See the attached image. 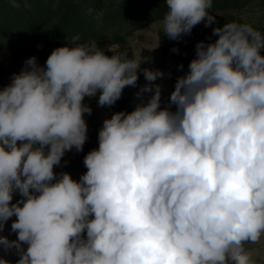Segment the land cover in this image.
<instances>
[{
	"label": "clouds",
	"instance_id": "1",
	"mask_svg": "<svg viewBox=\"0 0 264 264\" xmlns=\"http://www.w3.org/2000/svg\"><path fill=\"white\" fill-rule=\"evenodd\" d=\"M166 4L169 38L216 21L213 0ZM212 31L167 106L157 85L104 119L79 180L54 166L88 139L85 97L113 105L140 72H163L74 36L12 73L0 88V244L15 264H255L245 244L264 238V32L238 21Z\"/></svg>",
	"mask_w": 264,
	"mask_h": 264
},
{
	"label": "trees",
	"instance_id": "2",
	"mask_svg": "<svg viewBox=\"0 0 264 264\" xmlns=\"http://www.w3.org/2000/svg\"><path fill=\"white\" fill-rule=\"evenodd\" d=\"M252 7L264 9V0H213L210 11L231 13ZM167 10L166 0H0V88L12 73L21 70L28 58L35 55L39 63L45 64L55 47L71 44L74 36L80 41L95 40L101 47L117 46L131 56L126 38L162 21ZM202 23L191 32L196 33ZM98 98L99 94L85 97V103ZM137 102L122 94L110 106L115 111H132ZM84 115L88 139L82 151L75 147L68 151L78 156H85L99 146L98 134L91 126L88 113ZM16 200L19 199L12 202Z\"/></svg>",
	"mask_w": 264,
	"mask_h": 264
},
{
	"label": "rangeland",
	"instance_id": "3",
	"mask_svg": "<svg viewBox=\"0 0 264 264\" xmlns=\"http://www.w3.org/2000/svg\"><path fill=\"white\" fill-rule=\"evenodd\" d=\"M215 15L216 21L213 25L206 27L202 23L196 33H183L176 39L169 38L163 32L161 21L154 22L150 26L128 36L126 40L130 47L131 56H139L142 60L147 59L142 62L141 68L159 69L163 72V75L157 76L153 81H149L145 78L143 72H140L136 85L125 86L122 92L123 96L132 97L138 102L141 99L147 101L155 93L156 86L159 85L161 107H165L171 102L174 81L187 72L186 63H189L195 57L197 44L200 41L212 42L217 38L216 35H213V27L217 25L222 27L228 21L249 22L264 32V9L262 8L252 7L241 12L217 13ZM174 46L178 48V51L172 50ZM113 47L119 50L117 46L113 45H108L106 48ZM108 54L111 55L112 53L109 52ZM181 64L183 67H180ZM11 76L12 74L4 81L3 86L10 83ZM146 85L150 87V90L145 88ZM89 105L93 109L91 114H88L89 120L92 128L98 134L104 119L109 118L115 110L110 105H99L97 100L90 102ZM171 106L175 110L176 105L173 103ZM87 134L89 135V132ZM54 171L57 173L69 172L74 179L79 180L81 175L87 171V167L84 164V156L74 155L66 151L65 156L62 157L61 164L54 166ZM20 198L21 194L16 192L13 199ZM13 220H15L14 217L9 218L3 230V234L7 235L9 240L17 238V234L10 231ZM26 247L27 245H25ZM245 247L255 264H264V238L254 244L247 242ZM0 257L8 259L11 264H15V261L19 259L14 247L7 249L3 244H0Z\"/></svg>",
	"mask_w": 264,
	"mask_h": 264
}]
</instances>
